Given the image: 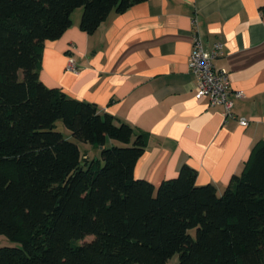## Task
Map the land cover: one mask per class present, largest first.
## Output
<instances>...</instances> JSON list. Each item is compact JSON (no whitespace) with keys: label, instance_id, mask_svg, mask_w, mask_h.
<instances>
[{"label":"trees","instance_id":"16d2710c","mask_svg":"<svg viewBox=\"0 0 264 264\" xmlns=\"http://www.w3.org/2000/svg\"><path fill=\"white\" fill-rule=\"evenodd\" d=\"M145 1L0 0V236L21 246L0 264H264V141L221 195L187 165L154 187L134 178L146 134L39 80L44 43L76 10L91 35Z\"/></svg>","mask_w":264,"mask_h":264},{"label":"crops","instance_id":"0c3cea01","mask_svg":"<svg viewBox=\"0 0 264 264\" xmlns=\"http://www.w3.org/2000/svg\"><path fill=\"white\" fill-rule=\"evenodd\" d=\"M81 13L58 40L44 43L40 82L148 136L135 179L158 187L187 165L197 186L212 184L221 195L264 141V0H146L111 13L91 35L79 29ZM194 36L206 54L221 45L213 64L242 92L233 100L236 119L194 97L187 65ZM70 59L78 72L64 70ZM77 144L89 162L95 148Z\"/></svg>","mask_w":264,"mask_h":264},{"label":"built area","instance_id":"2783aa9c","mask_svg":"<svg viewBox=\"0 0 264 264\" xmlns=\"http://www.w3.org/2000/svg\"><path fill=\"white\" fill-rule=\"evenodd\" d=\"M195 25V22H193ZM193 47L189 52L188 67L196 77L194 97L206 98L209 106H220L224 119H236L232 112L234 101L242 96V92L233 91L230 87L228 72L224 69H216L213 61L221 56V45L215 44L210 54H206L196 36L193 37ZM71 73L78 72L73 61L70 59L64 69ZM239 125L246 127L245 119H238Z\"/></svg>","mask_w":264,"mask_h":264},{"label":"rangeland","instance_id":"374dc122","mask_svg":"<svg viewBox=\"0 0 264 264\" xmlns=\"http://www.w3.org/2000/svg\"><path fill=\"white\" fill-rule=\"evenodd\" d=\"M55 131H58L59 133H61L67 140L73 142V143H77L71 136L70 132L65 128V126L63 125V123L61 121H58L56 123V127H55ZM109 147V145H108ZM99 151L97 149H92L91 152L89 153V157L90 160H95L96 158H100L99 156ZM190 234L194 237L195 236V231L192 230L190 232ZM91 240V238H86V241ZM19 243H14L11 242L9 239H7L4 236H0V248L1 247H10V248H20L21 246H19ZM178 263V256H174L171 260H169V262L167 264H176Z\"/></svg>","mask_w":264,"mask_h":264},{"label":"water","instance_id":"95a60500","mask_svg":"<svg viewBox=\"0 0 264 264\" xmlns=\"http://www.w3.org/2000/svg\"><path fill=\"white\" fill-rule=\"evenodd\" d=\"M83 166H84V163H81V164H80V167H83Z\"/></svg>","mask_w":264,"mask_h":264}]
</instances>
